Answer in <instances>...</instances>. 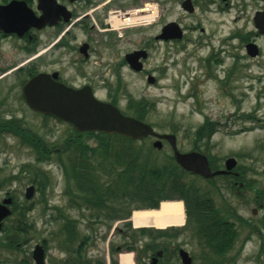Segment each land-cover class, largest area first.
I'll return each mask as SVG.
<instances>
[{"label": "flooded vegetation", "instance_id": "flooded-vegetation-1", "mask_svg": "<svg viewBox=\"0 0 264 264\" xmlns=\"http://www.w3.org/2000/svg\"><path fill=\"white\" fill-rule=\"evenodd\" d=\"M130 19L135 21H127ZM153 27L156 30L149 32L148 28ZM131 28H135L134 32L128 31ZM189 46L193 51L206 49L202 58L205 74L215 86L209 99L214 100L216 94L224 96L233 106L230 117L245 115L239 113L244 94L236 93L238 87L234 89L232 85L238 77L252 83L260 81L258 73L243 69L264 67V0H0V149H34L37 140L49 146L27 117L40 118L39 129H46L49 122L55 121L66 124L71 132L61 147L52 148L42 158L71 145L89 148L86 154L79 151L76 158L71 157L77 163L80 184L78 204L74 205L79 206V213L85 212L80 219L84 218L86 234L75 246H70L71 239L66 238L63 264L97 261L90 259L94 251L87 249L95 238L90 230L100 224L112 226L108 254L113 257L132 252L135 264L139 255L141 264H241L245 241L254 232L259 234V228L240 210L246 191L255 192L251 202L257 207L250 212L255 216L257 208L264 209V189L251 187L253 184L245 175L251 168L237 161L229 171L204 178L209 182L224 178L221 189L229 200L215 185L214 194L202 195L199 190H192L190 195L217 210L216 197L219 202L225 201L223 220L189 223L187 201L180 197L175 199L183 203V223L133 230L137 227L132 224L131 214L146 203L133 194L146 190L147 140L157 137L131 139L102 131L81 132L58 115L33 108L24 93L25 85L40 77L32 89L37 99L43 98L49 82H56L119 108V101L126 99L128 111L142 112L148 108V100L135 97L138 104H132L130 77L138 76L149 85L172 78L170 70L179 59L189 56ZM156 50L161 51L159 63L151 67L149 61ZM223 111L206 118L210 141L224 128L231 137L246 130V126L238 131L226 128L230 117L224 116ZM163 142L168 143L162 139V147ZM69 157L67 154L63 162L69 164ZM226 159L219 162L208 158L210 169H224ZM97 195L107 196V204L88 198ZM261 219L259 225L264 228V215ZM75 223L74 218L67 220L68 225ZM242 228L248 229L247 236H241ZM136 231L141 232L139 240ZM117 234L121 240L111 246Z\"/></svg>", "mask_w": 264, "mask_h": 264}, {"label": "rangeland", "instance_id": "rangeland-1", "mask_svg": "<svg viewBox=\"0 0 264 264\" xmlns=\"http://www.w3.org/2000/svg\"><path fill=\"white\" fill-rule=\"evenodd\" d=\"M135 28L128 30L134 32ZM156 27L148 28L149 32H154ZM125 45V44H124ZM173 51V50H171ZM188 47V57L179 59L173 66L170 73L173 74L172 78L164 79L159 84H148L145 80L140 79L138 76L130 77L129 92L134 99L135 97H146L148 100V109L146 110L145 122L149 123L154 129L161 133H173L176 135L177 148L180 151L192 150L196 144L194 141L195 131L201 126L208 115L220 114L222 110L224 116H229L232 113L233 106L228 99L224 96L216 94L214 100L209 99L214 89V82L208 80L205 74V67L202 58L206 55V49H200L199 51ZM161 51L156 50L152 59L149 61V65L154 66L159 63ZM227 62L229 59H225ZM245 72L255 73L260 76V81L252 83L250 79L239 78L234 82V89L238 87L236 93L244 94L242 102V111L245 115H235L230 117L227 122L226 128L230 131L246 126L244 132L238 133L236 136L231 137L228 133L223 131L218 132L215 137L210 141L208 136L205 139L198 141L201 151L212 161L219 160L221 162L228 156H234L237 162L243 165L249 166L251 169L245 174L247 178L252 182V186L255 189H264V67L253 68ZM233 88V87H232ZM233 90V89H232ZM259 92V94H257ZM135 100V99H134ZM126 99L119 101L120 108L126 114L135 116L133 111H128L126 108ZM235 114V113H233ZM247 115L248 118H245ZM223 116V118H224ZM222 118V119H223ZM234 119V120H233ZM27 122L37 128L34 130L42 139L49 143L50 149L61 147L64 140L71 133L66 124L61 122H49L46 129H39L40 118L32 119V117L26 118ZM235 128V129H234ZM226 133V134H225ZM112 139V138H111ZM108 140V139H105ZM152 139L147 140L148 156L155 161L156 165L162 166L165 163L171 162L173 151L170 145L163 142L161 149H155L152 146ZM0 180L9 178L10 175H16L17 178L11 182H5L0 186V200L6 196L7 193L11 194L20 203H23L26 198L24 196L25 188L34 184L35 193L28 199L33 203L31 210L27 217L33 224V228L30 231V237L17 251L11 253L3 252L1 255L6 264H14V261H18L22 258L23 253L31 254L34 245L36 243H42L44 240L45 245V264H59L62 263L64 257L63 242L66 237L65 224L68 219H76L74 226V244L75 246L80 241L81 236L85 235L86 229L82 223V213L78 212L79 206L69 203V197L66 191V183L62 172V167L59 165L58 158L55 152L53 155L48 156L47 159H41L38 166L43 169L48 177L47 185L44 192L37 189V185L31 182L32 175L27 171H21L23 164H35L37 163V154L34 149L24 146H15L13 148L0 149ZM72 151H70L71 153ZM67 153V154H70ZM66 152L62 153V158L67 156ZM186 181H191L198 188L200 194L211 192L214 194V185L220 189V193L225 195V200H229L226 192L223 188L224 178H215L212 182L202 179V177H195L194 175L186 176ZM250 190L246 188L245 190ZM244 190V191H245ZM225 193V194H224ZM255 192H245L243 210L240 213L250 219V222L259 228V234L254 232L251 238L245 241V255L241 257V264H264V228L259 225L261 217L264 215V209L257 208V212L254 216L250 212L252 207H257L251 202V196ZM215 194H217L215 192ZM139 199L142 198L143 202L146 200L143 198L141 190L137 191V194H133ZM215 201L218 207V212L215 215H219L223 218L225 208V201ZM231 201V200H230ZM107 204V203H106ZM109 205V201H108ZM144 208L148 207L143 204ZM191 206V205H189ZM188 206L189 210L190 207ZM135 208V206L133 207ZM191 212V211H190ZM185 213V209H184ZM187 221L190 223L193 220H199L195 214L186 212ZM197 218V219H196ZM133 224V223H132ZM70 225V224H69ZM190 225V224H189ZM134 226V225H133ZM260 226V227H259ZM63 227L61 237L58 233ZM112 226L105 227L100 226L90 230L95 238L88 245L87 250L94 251V256L91 260H105V264H112V261H117L119 256H110L108 254V236ZM138 230V227L133 229ZM247 228L241 229V236H245ZM261 233V234H260ZM2 233L0 232V235ZM136 238L139 240L141 232L136 231ZM245 234V235H244ZM247 236V235H246ZM121 240V239H120ZM118 234L116 238L111 240V246L120 242ZM139 242V241H138ZM43 244V243H42ZM87 245V246H88ZM86 246V248H87ZM92 253V252H88ZM32 260V259H31ZM33 262V261H32ZM94 262V261H93ZM121 264V263H119ZM194 264H201L199 261H195Z\"/></svg>", "mask_w": 264, "mask_h": 264}, {"label": "trees", "instance_id": "trees-1", "mask_svg": "<svg viewBox=\"0 0 264 264\" xmlns=\"http://www.w3.org/2000/svg\"><path fill=\"white\" fill-rule=\"evenodd\" d=\"M137 100H132V104H138ZM148 109V108H147ZM143 109L142 112L135 111L134 115L136 118L144 120L146 117V110ZM207 120L201 124V126L195 131L194 141L196 142L194 149L200 150V146L197 144L198 141H201L208 136V132L206 130ZM34 143V151L37 156V163L35 164H23L21 171H27L32 175L31 182L37 185V189L44 192V189L47 185L48 177L42 168L38 166L39 161H41V157L44 154L50 152V146L44 145L37 140ZM71 150L72 152L68 154L69 164L63 162L62 153L64 151ZM89 148L84 146L71 145L68 147H64L60 149L57 154L59 164L62 167V172L66 180V193L70 196L69 200L73 204H78L77 198L79 197L77 190L80 189L78 171H77V163L73 158H76L79 151H82L83 154H86ZM172 161L163 164L162 166L156 165L155 161L148 156L147 160V169L145 171V176L147 180L146 190L143 193V198L146 200V206L148 207H158L159 202L163 199H174V198H185L187 203V211L189 214L194 213L195 216L199 220H216L221 221L223 218L217 214L218 210L215 206L210 203H205L203 200L199 201L197 198H191L192 190H198L195 185L191 181H186V176H190V173L181 168L174 157L171 156ZM135 177V174H134ZM17 178L16 175H10L9 178L0 180V186L3 183L11 182L13 179ZM102 187H99L101 189ZM203 195V194H202ZM190 197V198H189ZM90 200H94L100 205H104L107 203V196L97 195V196H89ZM201 198L205 199V196H201ZM191 205V206H189ZM33 203L25 200L23 203H20L17 199L13 197L12 202V214L8 218L5 219L0 235V264H6L5 260L2 257V253H7L11 251H17L19 249L18 245H23L27 239L30 237V231L33 228V224L30 222L27 217L29 211L31 210ZM190 207V210L188 208ZM191 211V212H190ZM196 218V219H197ZM142 229V228H141ZM141 229H138L141 231ZM66 237L63 241L65 244L67 243L66 238H70L69 245H73L74 234V226L71 224H65ZM61 232H63V227L60 229L58 235L61 237ZM134 242L136 241L134 237ZM44 243V240L42 241ZM14 264H34L31 260V256L28 253H23V256L18 261H14ZM63 264V263H59ZM85 264H105V260L100 259L96 262H87ZM112 264H117V261H112ZM136 264H141V256H138Z\"/></svg>", "mask_w": 264, "mask_h": 264}, {"label": "water", "instance_id": "water-1", "mask_svg": "<svg viewBox=\"0 0 264 264\" xmlns=\"http://www.w3.org/2000/svg\"><path fill=\"white\" fill-rule=\"evenodd\" d=\"M171 26L172 24L168 25V27ZM39 80L40 77H34L24 87V93L29 104L37 110L58 115L59 118L74 124L78 131L119 133L132 139L155 135L157 139L153 142V146L156 148H161V140L166 139L172 147L176 162L183 169L204 178L225 173L236 164V160L230 157L225 161L224 170L212 171L205 154L195 150L180 152L174 134L158 133L150 124L133 116L125 115L115 105L99 101L82 90H73L56 82L51 85V82H49L48 89L43 92V98L37 99L32 95V89ZM34 190V185L27 186L24 192L25 197L30 199L34 194ZM11 202L12 198L10 196L4 197L0 201V229L4 219L11 215V209L8 207ZM32 258L35 264H45V252L41 244L37 243L34 246Z\"/></svg>", "mask_w": 264, "mask_h": 264}, {"label": "bare ground", "instance_id": "bare-ground-1", "mask_svg": "<svg viewBox=\"0 0 264 264\" xmlns=\"http://www.w3.org/2000/svg\"><path fill=\"white\" fill-rule=\"evenodd\" d=\"M129 22L135 19L127 20ZM184 221V207L180 200H163L158 209L134 210L132 222L136 227L178 225ZM130 253L121 254V264H132Z\"/></svg>", "mask_w": 264, "mask_h": 264}]
</instances>
